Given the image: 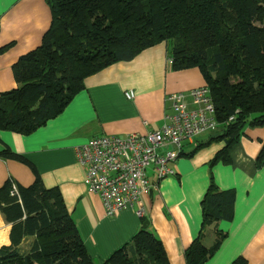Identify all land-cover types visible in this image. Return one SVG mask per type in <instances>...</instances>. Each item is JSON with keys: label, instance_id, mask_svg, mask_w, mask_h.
<instances>
[{"label": "trees", "instance_id": "1", "mask_svg": "<svg viewBox=\"0 0 264 264\" xmlns=\"http://www.w3.org/2000/svg\"><path fill=\"white\" fill-rule=\"evenodd\" d=\"M45 1L50 27L41 45L12 67L17 87L0 95V131L32 135L65 111L88 78L161 43H168L173 71H200L220 124L196 139L185 157L222 142L224 148L209 166L229 165L244 130L264 126V0ZM261 150L258 168L264 165V146ZM0 158L29 167L35 177L27 187L9 178L0 188V214L10 225L9 244L0 245V264H98L60 191L47 189L35 166L9 148ZM235 198L233 189L221 191L210 176L201 202V231L185 251L186 264H206L219 249L225 235L216 232L207 249L205 232L232 220ZM146 221L130 244L104 264H170L150 225L143 228Z\"/></svg>", "mask_w": 264, "mask_h": 264}, {"label": "crops", "instance_id": "2", "mask_svg": "<svg viewBox=\"0 0 264 264\" xmlns=\"http://www.w3.org/2000/svg\"><path fill=\"white\" fill-rule=\"evenodd\" d=\"M50 24L45 0H0V49L11 45L0 54V95L17 87L13 65L41 45ZM167 53L168 43H161L131 62L115 64L88 78L85 90L65 111L32 135L0 131V153L9 148L23 156L35 166L47 189L60 191L90 257L98 264L130 244L144 218L162 242L170 264H186L185 251L201 231V202L210 176L221 191L233 189L236 198L232 220L205 232L207 249L214 245L216 232L225 235L206 264H232L239 258L247 264H264V165L258 168L256 164L264 146V126L244 130L230 152L229 165L209 166L224 143H213L185 158L197 145L196 139L188 142V150L171 165L175 175L143 197V218L136 214V206L108 218L101 198L84 185L78 148L101 136L145 135L158 130L169 95L206 85L197 69L173 71ZM129 91L135 94L132 100L125 97ZM149 175L155 184L154 173ZM9 178L26 187L35 179L29 167L0 158V188ZM9 232L10 225L0 214V245L9 244Z\"/></svg>", "mask_w": 264, "mask_h": 264}, {"label": "built area", "instance_id": "3", "mask_svg": "<svg viewBox=\"0 0 264 264\" xmlns=\"http://www.w3.org/2000/svg\"><path fill=\"white\" fill-rule=\"evenodd\" d=\"M125 97L132 100L135 94L129 91ZM166 104L168 112L158 130L145 135L101 136L78 148V161L85 170L84 185L101 198L108 218L133 206L143 218V197L175 175L171 165L183 154V143L219 129L216 106L207 86L171 94ZM233 120L230 118L229 123ZM150 171L155 184L151 183Z\"/></svg>", "mask_w": 264, "mask_h": 264}, {"label": "rangeland", "instance_id": "4", "mask_svg": "<svg viewBox=\"0 0 264 264\" xmlns=\"http://www.w3.org/2000/svg\"><path fill=\"white\" fill-rule=\"evenodd\" d=\"M187 144H188L187 142H184V143H183L184 152H185V150L187 149V146H186ZM187 150H188V149H187ZM187 152H188V151H187ZM187 152H186V153H187ZM186 153H185V155H186ZM184 157H185V156H184ZM185 158H187V157H185Z\"/></svg>", "mask_w": 264, "mask_h": 264}, {"label": "water", "instance_id": "5", "mask_svg": "<svg viewBox=\"0 0 264 264\" xmlns=\"http://www.w3.org/2000/svg\"><path fill=\"white\" fill-rule=\"evenodd\" d=\"M148 225H149V222L146 221L145 224L143 225V228H146L147 229Z\"/></svg>", "mask_w": 264, "mask_h": 264}]
</instances>
